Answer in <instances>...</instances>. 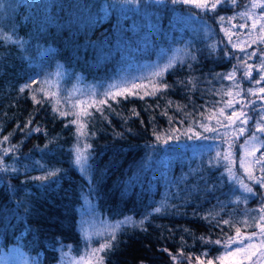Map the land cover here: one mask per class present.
Listing matches in <instances>:
<instances>
[{
	"label": "trees",
	"instance_id": "16d2710c",
	"mask_svg": "<svg viewBox=\"0 0 264 264\" xmlns=\"http://www.w3.org/2000/svg\"><path fill=\"white\" fill-rule=\"evenodd\" d=\"M216 2L207 0L208 10L201 11L141 0L138 10L117 4L105 14L102 5L112 0H0V35L26 42L21 48L0 41V141L9 137L0 143V165L8 169L0 171V254L18 248L39 264H51L67 248L76 252L83 243L84 201L106 220L134 222L101 253L104 264H220L223 247L201 237L224 241L236 228L241 234L258 229L251 225L264 188L240 169L238 147L264 117V100L258 99L264 96V71H258L264 0H222L211 9ZM171 58L174 67L154 89L107 98L81 119L42 83L59 72L68 81L105 84L138 65ZM234 66L232 79L220 78ZM247 66L250 78L244 75ZM26 84L31 88L20 92ZM236 98L246 101L250 119L228 126L227 117L240 110ZM202 123L217 131H204ZM77 129L83 147L90 145L86 176L73 162ZM4 148L10 149L7 155ZM228 150L233 172L255 195L229 177L227 161L213 159ZM262 153L260 146L254 159ZM52 170L58 175L33 179ZM252 170V177L264 178V160ZM156 207L162 211L155 213Z\"/></svg>",
	"mask_w": 264,
	"mask_h": 264
},
{
	"label": "snow or ice",
	"instance_id": "6c2138e0",
	"mask_svg": "<svg viewBox=\"0 0 264 264\" xmlns=\"http://www.w3.org/2000/svg\"><path fill=\"white\" fill-rule=\"evenodd\" d=\"M152 2L156 3V4H163L165 3V0H152ZM168 3L172 4V5H195L196 8L200 9L201 11H206L209 8V5L207 4V0H204L203 3L199 2V0H167ZM222 0H217L216 3H213L210 5L211 9H215L217 7V4L221 3ZM141 3V0H112V3H104L102 5V10L105 12V14L107 13L109 8H113L115 7L117 4L120 5H124V6H131V10H138V6ZM233 3H235V0H233ZM257 5H253V7H256ZM261 7H264V4L260 5ZM221 20L224 19V17H220ZM262 31H264V28L261 29ZM0 41L3 42H11L14 44L19 45L21 48L24 47L26 42H23L19 39H14L12 34H8L5 33L3 35H0ZM229 41H231V38L229 37ZM261 42H264V40H262ZM233 47H235V45H233ZM243 51V49H242ZM256 53L253 52L251 54H249V58H251V56H255ZM193 59H195V57L193 56ZM243 59V58H241ZM176 63L175 58H171L169 59L166 63H164L163 65H158L156 67V70L153 71L150 74V77H148V79L150 80H155L157 82H159V78H161L163 76V74L167 71H169L170 69H172L174 67ZM235 71L236 68L234 66L233 72L221 76L220 78L222 79H232L235 75ZM258 71H264V57H262L261 60V65L260 68L258 69ZM60 73L57 72L56 75H59ZM219 75V74H218ZM244 75L246 77H251V66H247ZM261 79L264 80V75H261ZM42 83L44 84H49L52 85V81L49 80H45ZM257 83H259V81H257ZM164 87H168L167 84L163 85ZM30 89L31 85L30 84H26L21 86L20 88V92H24L25 89ZM109 89H116V92L114 95H122L125 91H127L126 88H121L120 86L113 84L109 86ZM249 94H253V90L252 89H248L247 90ZM260 92H264V88L260 89ZM111 93V91H106L104 93V95L107 97L109 96ZM229 95H231V93H229ZM35 95H33V100H35ZM37 103H39L40 101H36ZM226 107L228 108H232L233 104L231 101H228L226 104ZM99 111V109H97ZM53 111H56V109L54 108ZM62 115H65V113H61ZM220 114L223 115L224 114V109H220ZM85 115H90L89 113H85ZM233 116H236V111L233 110L232 114L229 115L227 117V120L229 122L228 126H230L231 124L235 123V121H233ZM240 117H246V114L241 111L239 114V117H237V119H239ZM248 119H250V117H246L244 120H241L242 124H247ZM262 122H264V117L261 118V121H257L256 123V131L253 132L250 136V139L247 140L245 143H250V142H258L260 144L261 147H264V139H262L259 135H257V133H264V126H262ZM28 123H31V121H29ZM72 123H76L75 120L72 121ZM217 124L221 125V126H225L223 124V122L219 119H217L216 121ZM201 127L204 128V131L208 132H215L217 131L216 128L214 127H209L206 123H202L200 125ZM36 131H39V129H36ZM78 132H80V129H77ZM240 134L243 135V133L245 132V128L241 127L240 128ZM11 135V134H10ZM80 135H83L82 132H80ZM225 135H227V133H225ZM171 138V137H169ZM189 139H192V136L188 137ZM195 138L199 139L200 136L197 133ZM9 139L8 136H5L3 138V141H0V143H4L7 142ZM204 139H208V137H204ZM157 140H160V137L157 136ZM164 143H168V140L165 139ZM90 147V145L85 146L83 149H81V147L77 146L75 149V157H74V164L75 166L78 168V170L80 171V173L82 175H87L90 169V165H89V153L87 152V148ZM231 147V146H230ZM243 147V146H241ZM3 154L7 155L8 152L10 151V149L8 148H4L2 149ZM217 161L219 160H223V161H227L228 163L225 165V171L228 173L229 177L233 180L236 181L239 186L243 189V191L245 193L251 194V195H255L253 188L251 186H249L248 184L244 183L242 180H239L238 177L236 176V174L233 172V164L235 163L234 158H233V154L231 153V151L226 152L225 154H221V152L217 151L215 157L213 158ZM261 160H264V153H262L261 157L256 159L254 161L255 164H259L261 163ZM210 166H214L212 165V160L209 161ZM244 160L243 158L240 161V167L244 168ZM7 166H3L0 165V171H7ZM58 171L59 170H52L49 171L47 173L46 176L43 177H33V179L36 180H47L53 176L58 175ZM249 179H254L256 183H258L262 188H264V178L261 179H255L254 177H252L251 175H249ZM239 197H237V200L239 201ZM245 202H247V200L245 199ZM155 213H160L162 211L161 207H156L153 210ZM259 215L257 218H253V224L251 226H254L256 228L259 229L258 232H252L250 235H241L240 233V229L236 228V235L232 236V237H227L224 241L217 239L215 241H211V240H206L204 237H201L202 241H205L206 243H214L216 245H221L224 249V256L225 257H229L231 264H244V260L245 259H251V256L248 255V253L254 249V248H258V250H264V206H261L258 210H256ZM140 225L143 224V220H141ZM241 223H244L246 226L247 225V221H242ZM129 224H133L134 222L132 221L131 217H126L123 221H117L115 222V224L110 225L108 229H106L103 232H99L96 233L95 235H97V237L99 238V247L98 248H91L89 251L85 252L83 255H81L79 257L78 260L75 261V264H84L85 260L91 262L92 260L96 261V264H104V257L101 255V253H105L107 251H110L113 247H114V242L117 239V233L123 230V227L125 225H129ZM223 224L226 225H230L232 227H235L234 224H232V222H230L229 220H224ZM217 226H219V222H217ZM259 237V244L257 245L255 243V238ZM85 239L90 240L91 236H86ZM233 245H235L233 247ZM164 251H167V249H164ZM68 253H63V256H67ZM206 255V253H205ZM252 255H256L255 252L252 253ZM261 258H264V251H260V256L257 257V261L253 262V264H258V262L261 260ZM176 257H173V260H175ZM217 260L223 261L224 257H217ZM197 260H199V258H197ZM208 264H212V261L209 260Z\"/></svg>",
	"mask_w": 264,
	"mask_h": 264
},
{
	"label": "rangeland",
	"instance_id": "374dc122",
	"mask_svg": "<svg viewBox=\"0 0 264 264\" xmlns=\"http://www.w3.org/2000/svg\"><path fill=\"white\" fill-rule=\"evenodd\" d=\"M164 63H158V61L144 63L134 67L132 70L121 74L119 77L114 79L112 82H108L105 84H81L78 79L72 78L66 74H59L53 77H49L48 80L52 81V85L46 84L45 88L48 92L57 100L58 102L64 101L70 107V111H73L76 114L77 119H81L82 115L86 116L85 113H90L92 111H98L101 105L105 103L107 98H112L114 96L116 89H109L110 85L116 84L120 86L122 89L126 88L127 91L124 93L134 94L140 91L147 92L149 89L155 88V80H150V74L156 70L158 65H163ZM66 80V82H65ZM106 91H111L112 94L109 96H105L104 93ZM123 93V94H124ZM264 93V92H263ZM258 99L260 101L264 100V96L259 94ZM235 103L239 104L240 110L236 112V116H233V121L235 123L231 124L234 125L241 120H244L245 117H239L241 111L245 114L247 113V104L243 98H236ZM249 105L250 102L248 101ZM72 108V109H71ZM249 113V112H248ZM256 131V129H255ZM81 132V129H80ZM78 133L77 139V146L83 149V138ZM257 135L264 136V133H257ZM249 135L247 138L243 139L239 143L240 155H239V166L240 161L243 158L244 160V168L240 169L243 171L246 177L249 178V175L252 176L253 174V165H254V154L259 151L260 144L258 142H250L245 143L247 140L250 139ZM235 140L238 141L239 134L234 137ZM243 146V147H241ZM231 151V150H228ZM232 152V151H231ZM255 181L254 179H252ZM260 206H264V203L260 204ZM117 221H109L106 220L104 217H101L100 214L95 210L93 204L89 201H84L83 205L81 206L80 213H79V230L82 236L83 243L76 252H71L69 248L63 250L60 254L57 261L51 264H75V261L79 259L81 255L85 252L89 251L91 248H98L99 247V238L96 233L103 232L109 228L110 225L115 224ZM259 229L253 232H258ZM251 233H242L241 235H250ZM86 236H91L90 240L85 239ZM235 236V235H234ZM255 243L259 244V237L255 238ZM235 245H233L234 247ZM260 251L258 248L252 249L248 255L251 256V259H245L244 264H253V262L257 261V257L260 256ZM255 252L256 255H252ZM63 253H68L67 256H63ZM223 261L220 264H231L230 258L225 257L224 255ZM0 264H39L37 263L32 257H29L18 248H15L7 253L0 254ZM84 264H96L95 260L91 262L85 260ZM258 264H264V258L258 262Z\"/></svg>",
	"mask_w": 264,
	"mask_h": 264
}]
</instances>
